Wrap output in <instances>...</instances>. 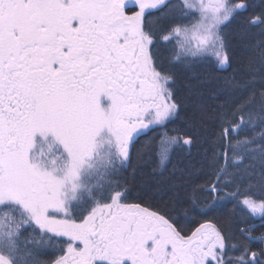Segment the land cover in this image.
<instances>
[{
    "label": "snow or ice",
    "instance_id": "obj_1",
    "mask_svg": "<svg viewBox=\"0 0 264 264\" xmlns=\"http://www.w3.org/2000/svg\"><path fill=\"white\" fill-rule=\"evenodd\" d=\"M193 63L231 70L213 77L211 116L173 91V67ZM197 118L200 166L169 170L198 142L169 126ZM141 141L163 211L123 202L117 177ZM187 216L198 219L185 231ZM254 217L264 221V5L0 0V264H264Z\"/></svg>",
    "mask_w": 264,
    "mask_h": 264
},
{
    "label": "trees",
    "instance_id": "obj_2",
    "mask_svg": "<svg viewBox=\"0 0 264 264\" xmlns=\"http://www.w3.org/2000/svg\"><path fill=\"white\" fill-rule=\"evenodd\" d=\"M251 4L252 9L258 13L261 6L264 5V0H251ZM248 14L249 13H245V15ZM237 23L238 21L229 25L225 29V37L230 49L235 48L241 40L236 31ZM256 31H258V29ZM169 55L168 46L162 45L160 48V56L164 61L165 67H168ZM172 71L175 77V83L172 87L177 99L182 102H187L190 99L198 98L203 101L204 107L207 109L204 115L211 116V108L217 103V101L212 99V91L215 87V80L213 77L217 75H230L231 70L215 73L209 66L193 63L189 66L176 65L173 67ZM204 124L210 125L211 121L205 119ZM193 125L192 128H188L182 121H178L176 124L169 126L170 129L182 128L183 131H187L190 135L196 137L198 141L197 144L192 147L189 154L185 155L181 153L178 156H174L172 162L167 165L169 170L173 165H176L179 168H186L189 165L195 167L200 166L203 146L199 142L202 137V129L200 128L198 118L193 121ZM141 144L142 141L137 143L133 148V158L131 163L127 168L123 169L117 177L123 186L122 191H124L125 194L123 202L128 204H140L141 207H148L149 210L163 211L164 199L166 198L162 199L157 185L161 169L158 168L154 156L147 162L140 158V155L148 152L147 149L141 147ZM137 149H140V155H138ZM153 169H156V171H153ZM196 219L198 218L195 216H187L180 220V224L185 231H188L196 226ZM250 226L254 229L253 235L259 236L264 232V221L260 220L259 217H254L250 222ZM59 239L67 238H57V245ZM253 244L257 248L261 246L259 240L254 241ZM59 255V248H53L48 250L44 259H53Z\"/></svg>",
    "mask_w": 264,
    "mask_h": 264
},
{
    "label": "rangeland",
    "instance_id": "obj_3",
    "mask_svg": "<svg viewBox=\"0 0 264 264\" xmlns=\"http://www.w3.org/2000/svg\"><path fill=\"white\" fill-rule=\"evenodd\" d=\"M193 46H194V42H193Z\"/></svg>",
    "mask_w": 264,
    "mask_h": 264
}]
</instances>
